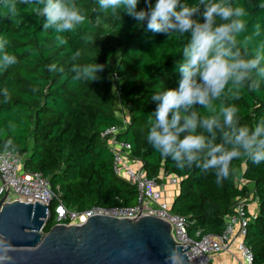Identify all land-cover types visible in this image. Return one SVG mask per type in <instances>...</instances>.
<instances>
[{
	"label": "trees",
	"instance_id": "1",
	"mask_svg": "<svg viewBox=\"0 0 264 264\" xmlns=\"http://www.w3.org/2000/svg\"><path fill=\"white\" fill-rule=\"evenodd\" d=\"M68 2L75 4L85 21L75 31L58 32L54 27H43L46 18L35 14V9L42 6L16 0L18 15L11 17L6 0H0V44L17 58V63L5 69L0 53V153L17 152L24 159L26 171L49 180L58 196L51 210L58 202L74 213L95 205L130 206L135 202V187L113 174L112 156L101 139L107 128H121L117 139L130 144L132 157L142 163L148 179L158 185L162 184V175L179 180L170 211L186 218L188 233L194 238L196 234H222L233 202L252 193V201L258 202V214L246 228L245 243L253 253V264H264V162L256 165L245 157L236 159L225 180L213 170L195 165L179 169L147 141L149 115L157 106L152 97L178 87V66L184 61L182 52L188 34L153 33L147 29V22L141 25L124 10H105L99 0ZM181 2L199 7L194 19L203 22L205 5L200 0ZM226 2L246 12L240 18L245 21V29L236 34L241 56L264 57V0ZM7 3L10 5L11 0ZM142 9H146L144 0L136 11ZM216 23L223 21L217 18ZM89 64L104 66L96 73L99 79L86 80L83 69ZM258 67L264 68V59ZM256 83L259 90L252 91ZM113 87L128 112L127 125L115 113ZM212 104L215 111L200 105L194 110L204 118L218 116L221 106L235 105L241 126L264 123V77L254 69L242 85L230 81ZM197 131L208 141L223 142L219 129L214 141L205 129ZM242 164L241 178L248 186L240 188L235 170ZM53 226L51 214L43 233Z\"/></svg>",
	"mask_w": 264,
	"mask_h": 264
},
{
	"label": "clouds",
	"instance_id": "2",
	"mask_svg": "<svg viewBox=\"0 0 264 264\" xmlns=\"http://www.w3.org/2000/svg\"><path fill=\"white\" fill-rule=\"evenodd\" d=\"M139 2L99 0L105 10L113 13L124 10L141 25L147 22V29L153 33L170 35L178 32L189 36L182 52L184 61L178 66V87L156 92L152 97L157 106L148 119V143L161 157L171 158L179 169L195 165L205 171L213 170L217 177L225 180L233 171L231 165L236 159L245 157L256 165L264 162V123L254 127L241 126L239 109L235 105L221 106L218 116L204 118L194 110L200 105L215 111L212 101L224 94L229 82L242 85L254 69L264 77V68L258 67L264 57L257 55L245 59L236 48V34L245 29V21L240 19L246 15L244 8H233L226 0H208L207 3L200 0L205 5L201 14L203 22H200L194 19L200 13L199 7L185 6L181 0H155L154 3L144 0L146 9L136 11ZM20 3L42 6L35 9V14L46 18L45 30L54 27L58 32H71L85 21V16L68 0H20ZM5 7L11 17L18 15L16 0H11L10 5L6 0ZM217 18L223 23L217 24ZM0 53L5 69L17 63V58L4 51L2 44ZM103 68V65L89 64L83 69L84 77L87 81H95L99 79L96 73ZM251 90L258 91L259 84ZM199 128L212 134L213 141L219 129L223 142L217 144L206 140L198 133ZM225 145H231V148ZM166 260L178 264L175 252Z\"/></svg>",
	"mask_w": 264,
	"mask_h": 264
},
{
	"label": "built area",
	"instance_id": "3",
	"mask_svg": "<svg viewBox=\"0 0 264 264\" xmlns=\"http://www.w3.org/2000/svg\"><path fill=\"white\" fill-rule=\"evenodd\" d=\"M127 125L129 118L121 119ZM121 128L109 127L102 134L101 139L112 156L113 174L124 182L135 187V202L130 206H92L82 213L68 211L61 202L53 210L50 206L58 196L52 191L48 179L40 173L26 171L24 159L13 150H4L0 153V201L2 206L13 202L35 204L48 207L44 226L51 214L54 217V226L81 225L93 216H106L115 219L134 220L144 216L156 217L167 222L171 228V237L176 244L187 247L185 255L190 264H212L218 255H236L239 264H253L254 257L251 249L245 243L246 228L251 221L247 214L248 203L252 202L251 193L248 198L236 199L231 213L225 216V230L222 234L204 235L191 238L187 229L186 218L172 214L170 206L163 202L162 185L148 179L143 165L131 155L129 143L117 139ZM172 185L179 183L172 178ZM248 186L241 178L239 187ZM256 203H258L255 200Z\"/></svg>",
	"mask_w": 264,
	"mask_h": 264
},
{
	"label": "water",
	"instance_id": "4",
	"mask_svg": "<svg viewBox=\"0 0 264 264\" xmlns=\"http://www.w3.org/2000/svg\"><path fill=\"white\" fill-rule=\"evenodd\" d=\"M0 201V264H190L167 222L90 217L81 225L53 226L43 233L48 207Z\"/></svg>",
	"mask_w": 264,
	"mask_h": 264
},
{
	"label": "crops",
	"instance_id": "5",
	"mask_svg": "<svg viewBox=\"0 0 264 264\" xmlns=\"http://www.w3.org/2000/svg\"><path fill=\"white\" fill-rule=\"evenodd\" d=\"M127 117H128V115H127ZM161 177H162V179L169 178L168 184L172 188H174L178 185V183L175 185H172L171 180L174 177H171V176H168V177L165 176L164 177V175H162ZM168 184H167V187L164 188V185L166 186V184H164V180H163L162 184H161L162 189H160V190L162 191L163 202L167 203L170 206L177 193H175L173 189L170 190L168 188ZM168 190L170 192H168ZM177 192H178V189H177ZM168 193H170L171 195H169ZM254 202L255 201L248 203V206H247V209H248L247 214L250 215L251 218L254 217V215H253L254 213L258 212V206H256ZM212 264H239V260H238L236 255L222 254V255L216 256L214 258Z\"/></svg>",
	"mask_w": 264,
	"mask_h": 264
},
{
	"label": "rangeland",
	"instance_id": "6",
	"mask_svg": "<svg viewBox=\"0 0 264 264\" xmlns=\"http://www.w3.org/2000/svg\"><path fill=\"white\" fill-rule=\"evenodd\" d=\"M113 97H114V107H115V113L117 115V117L119 119H124L125 117H127L128 112L125 108H123V106L121 105L120 101H119V97H118V91L115 88V91H113ZM244 169V164L241 165V167L239 169L235 170V176H236V180H237V184L239 186L240 184V176L242 174V171ZM164 180V184H166V186L164 185V188L167 187L168 184V180L169 178H165ZM168 188L171 190L173 189L175 193H177V189H178V185L174 188L170 187L168 184ZM165 192V191H164ZM168 192H170L168 190ZM169 195H171L170 193H168ZM256 206H258V204L256 202H254ZM258 214V212L254 213V217ZM191 236V235H190ZM191 238H194L191 236Z\"/></svg>",
	"mask_w": 264,
	"mask_h": 264
}]
</instances>
